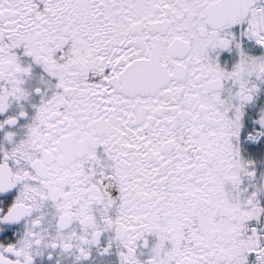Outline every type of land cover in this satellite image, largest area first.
Here are the masks:
<instances>
[{
	"label": "snow or ice",
	"instance_id": "6c2138e0",
	"mask_svg": "<svg viewBox=\"0 0 264 264\" xmlns=\"http://www.w3.org/2000/svg\"><path fill=\"white\" fill-rule=\"evenodd\" d=\"M0 264H264V0H0Z\"/></svg>",
	"mask_w": 264,
	"mask_h": 264
}]
</instances>
